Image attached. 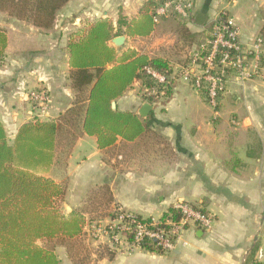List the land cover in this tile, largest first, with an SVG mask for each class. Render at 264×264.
<instances>
[{"label":"crops","instance_id":"1","mask_svg":"<svg viewBox=\"0 0 264 264\" xmlns=\"http://www.w3.org/2000/svg\"><path fill=\"white\" fill-rule=\"evenodd\" d=\"M146 1L68 0L49 29L8 21L5 26L10 38L0 65V122L7 141L12 143L19 126L34 115L28 92L45 87L51 99L48 119L59 124L55 149L59 134L64 141L59 151L63 155L58 157L56 150L49 171L63 168L64 178L69 180L65 198L71 211L107 183L112 210L121 207L157 220L168 207L182 201L212 217L209 231L189 226L183 234L186 246L172 252L120 246L114 248L112 258L102 255L94 264H243L254 244L264 249V80L239 83L230 77L214 110L203 91L178 76L163 111L152 105L143 119L144 133L132 141L118 138L103 149L97 147L95 136L82 132L83 111H73L68 42L81 37L97 19L106 18L116 28L120 17L125 21L137 18ZM189 1L192 20L184 25L191 32L209 28L221 11L232 19L244 41L258 35L264 23V0H245L253 12L241 25L235 15V0ZM197 14L205 16L202 26L194 23ZM175 17L161 19L148 36L124 35V43L114 47L117 54L133 49L149 55L140 51L134 40L149 38L158 29L173 34L181 24ZM108 44L113 46L110 40ZM169 49L168 45L156 56L166 58L175 69L181 59L174 58ZM136 86L143 87L140 80L114 99L119 110L136 112L145 102L136 94ZM82 214L87 221L82 230H95L92 218H87L91 212Z\"/></svg>","mask_w":264,"mask_h":264},{"label":"trees","instance_id":"2","mask_svg":"<svg viewBox=\"0 0 264 264\" xmlns=\"http://www.w3.org/2000/svg\"><path fill=\"white\" fill-rule=\"evenodd\" d=\"M166 0H147L137 18L118 20L117 27L106 19H97L86 32L67 44L69 54L70 86L75 95L73 111H83L82 132L96 137L99 149L106 148L118 138L132 141L146 130L145 120L134 110H115L110 102L119 98L135 81L140 80L147 89L162 91L165 100L172 95L176 73L169 61L161 56H149L143 52L126 49L117 54L108 41L115 36H148L155 23L154 9ZM68 0H0V11L15 20L27 21L35 27L49 29L57 14ZM221 11L218 17H224ZM192 20L190 14L187 20ZM184 27V32L191 34ZM212 25L200 32L207 36ZM193 34V33H192ZM259 35L264 42V23ZM192 37V36H191ZM10 31L0 26V65L8 46ZM264 59V55L262 57ZM188 61L191 55L188 52ZM151 68L167 78L165 86H155L145 69ZM201 93V92H200ZM203 95V94H202ZM153 95H142V100L155 105ZM218 104L214 110H217ZM59 124L54 119L32 118L22 123L9 144L5 129L0 122V264H60L56 255L36 243L40 238H52L58 234L74 236L82 230L83 218L73 211L66 216L58 213L54 200L63 193L62 187L53 179L37 174L46 169L53 160L55 136ZM203 210V209H202ZM204 211V210H203ZM179 211L172 206L162 214L159 221L169 218L177 221ZM151 220V218H147ZM142 249L155 253L164 250L155 243L143 245ZM258 244H254L243 264H262L253 261ZM114 248H107V258H112Z\"/></svg>","mask_w":264,"mask_h":264},{"label":"built area","instance_id":"3","mask_svg":"<svg viewBox=\"0 0 264 264\" xmlns=\"http://www.w3.org/2000/svg\"><path fill=\"white\" fill-rule=\"evenodd\" d=\"M191 7L189 0H166L154 9L153 22L156 24L169 16L187 20ZM211 25L204 41L191 53V60L182 68L180 76L184 81H190L197 91H203L207 103L215 108L230 77L239 83L253 78L264 80V42L259 34L252 39L242 40L238 28L227 14L224 17L217 16ZM145 71L155 86H165L167 78L164 74L151 68H146ZM144 92L155 98L162 95V91L155 87L145 88ZM27 99L34 112L33 118L48 119L51 99L45 87L37 86L31 89ZM173 208L181 215L177 221L169 218L164 221L147 220L116 207L109 220L94 227V231L104 236L113 248L123 246L132 250L153 242L164 251L172 252L178 246H186L183 234L189 226L201 231L211 229L212 217L200 207L178 201ZM263 260L264 249L259 247L255 252L254 261Z\"/></svg>","mask_w":264,"mask_h":264},{"label":"rangeland","instance_id":"4","mask_svg":"<svg viewBox=\"0 0 264 264\" xmlns=\"http://www.w3.org/2000/svg\"><path fill=\"white\" fill-rule=\"evenodd\" d=\"M228 1L230 0H225V3H227ZM235 1V15L237 14V16L239 17V22H237L238 24H240L241 20H245V17L253 12V7H250V5L248 6V3H246L245 0ZM258 12L259 11H256L257 14ZM175 18L179 20V23L183 21L177 16ZM10 19L13 18L8 16L7 13L0 11L1 27H7L5 25L8 24V21ZM25 22L28 23L27 21ZM183 25L184 24H177L175 26L173 34L166 35L164 33H160L158 29V31L156 30L154 33H152L149 38L134 40L138 49L140 51L147 52L149 56H156L161 49L165 50L166 46L169 45V50H171L172 52L171 54L175 55L174 58L176 56H179L181 59V61H179V66H176L175 69L173 68L177 76L176 78L180 76L182 68L185 67L189 62L187 59L188 52L191 49H196L204 41L205 38L204 34L200 31L192 32L193 34L191 33L188 35V33L184 32ZM189 32H191V30H189ZM134 88L136 94L139 95L141 99L142 95L147 93L144 92V86H136ZM165 101L166 100L164 96H159L156 99L155 104L159 108L158 111H163V105ZM63 143L64 141L61 140V134H59L56 149L55 147L53 149V160L51 164L46 169L39 168L35 172L37 174L49 177L61 185L63 193L54 200L53 204L60 215L66 216L72 211L76 215H80V217L84 219L82 223L83 229L84 224L87 225V221L85 222L84 214L82 213L85 210H88L91 212V216H86L88 219L92 218L95 227L102 225L105 223V221L109 220V217L113 212V208L111 207V195L107 183L97 188V192L92 191L90 196L85 199V202L83 204L73 206V210L71 211L72 206L65 198L69 180L67 181V179L64 178L63 168H59L55 171H49L51 165L54 162L56 150L58 153V157H62L63 152L59 151ZM67 148L68 147H65V149H63L64 152L67 151ZM93 194L95 195L92 196ZM36 243L45 249L51 250L58 258L60 264H94L96 259L99 256L106 255L107 248L111 247L105 242V239L103 237H100L92 228L90 229L89 227H87V230H81L79 234L74 236L58 234L52 238L37 239ZM260 263L264 264V260Z\"/></svg>","mask_w":264,"mask_h":264},{"label":"water","instance_id":"5","mask_svg":"<svg viewBox=\"0 0 264 264\" xmlns=\"http://www.w3.org/2000/svg\"><path fill=\"white\" fill-rule=\"evenodd\" d=\"M205 22V16L202 15V14H197L195 15L194 17V23L198 26H202ZM124 40H125V36L124 35H119V36H115L113 38L110 39V43L113 45V47L115 48H118L120 47L123 43H124ZM110 105H111V108L113 110L116 109V102L115 100H112L110 102ZM152 108V105L145 101L141 104V106L137 109V114L140 118L142 119H145L149 113V111L151 110ZM68 207V206H66Z\"/></svg>","mask_w":264,"mask_h":264}]
</instances>
